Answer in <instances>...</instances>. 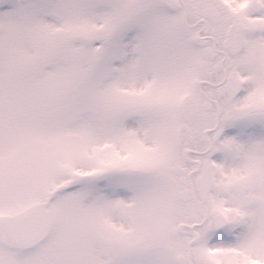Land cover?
<instances>
[{
    "label": "snow or ice",
    "instance_id": "obj_1",
    "mask_svg": "<svg viewBox=\"0 0 264 264\" xmlns=\"http://www.w3.org/2000/svg\"><path fill=\"white\" fill-rule=\"evenodd\" d=\"M0 264H264V0H0Z\"/></svg>",
    "mask_w": 264,
    "mask_h": 264
}]
</instances>
